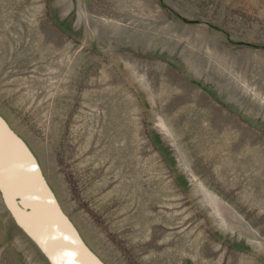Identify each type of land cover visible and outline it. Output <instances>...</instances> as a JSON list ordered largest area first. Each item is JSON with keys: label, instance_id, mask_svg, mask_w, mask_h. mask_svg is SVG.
I'll return each instance as SVG.
<instances>
[{"label": "rangeland", "instance_id": "obj_1", "mask_svg": "<svg viewBox=\"0 0 264 264\" xmlns=\"http://www.w3.org/2000/svg\"><path fill=\"white\" fill-rule=\"evenodd\" d=\"M0 117L95 264H264V0H0ZM33 223L0 166V264H75Z\"/></svg>", "mask_w": 264, "mask_h": 264}, {"label": "water", "instance_id": "obj_2", "mask_svg": "<svg viewBox=\"0 0 264 264\" xmlns=\"http://www.w3.org/2000/svg\"><path fill=\"white\" fill-rule=\"evenodd\" d=\"M0 166L7 175L15 196L20 198L21 206L29 209L36 230L41 235H46L47 241L61 252V257L57 256L62 261H68L73 256L75 264H88L83 262L82 255L88 259L86 261L94 263L92 256L62 216L43 182L35 160L24 143L7 128L1 117Z\"/></svg>", "mask_w": 264, "mask_h": 264}]
</instances>
